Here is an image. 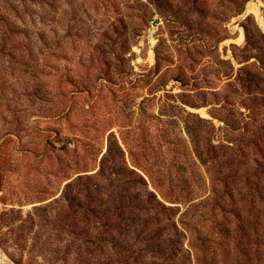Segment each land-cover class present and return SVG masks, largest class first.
I'll return each instance as SVG.
<instances>
[{
	"label": "rangeland",
	"instance_id": "1",
	"mask_svg": "<svg viewBox=\"0 0 264 264\" xmlns=\"http://www.w3.org/2000/svg\"><path fill=\"white\" fill-rule=\"evenodd\" d=\"M263 21L264 0H0V264H258L210 180L264 170ZM147 190L201 203L185 236L130 205Z\"/></svg>",
	"mask_w": 264,
	"mask_h": 264
},
{
	"label": "trees",
	"instance_id": "2",
	"mask_svg": "<svg viewBox=\"0 0 264 264\" xmlns=\"http://www.w3.org/2000/svg\"><path fill=\"white\" fill-rule=\"evenodd\" d=\"M222 119V118H221ZM190 133V132H189ZM199 151V156L205 161L208 159L213 161L212 166H214V159L210 156V152L208 151ZM208 154V158H204L202 155ZM246 162L242 160H238L235 162V158H232L230 161H227L226 168L231 169L225 178H218V176L211 177V191L215 195H220L217 203H222L224 208H227V211H224V214H228L225 218V230L227 232H222L227 234V238H234L233 245V254L236 256V250H239L240 244L239 242L235 243L237 231H243L244 233L250 231V236L253 239L256 245V251L254 255L258 264H264V170L259 172V168L261 165L255 161ZM217 163V162H215ZM225 164V161H224ZM211 166V168H212ZM223 162L219 164L218 167H223ZM143 178V177H142ZM207 178V177H206ZM183 183L187 181V179H180ZM206 179H204V182ZM222 183V184H221ZM183 187V184L181 183ZM184 188V187H183ZM185 189V188H184ZM144 199L141 197L140 202H133L137 198L134 196H129L130 205H135L137 207H141L143 209H152L155 211L157 217L159 215L165 216L168 221L170 220L172 226L179 234L184 235L187 231L192 228V222H190V215L196 212L198 206L201 203H197L193 201V198L183 196V195H175L168 196L167 194L161 193V197L153 190H147L145 193ZM166 201L175 203L168 204ZM191 202V203H189ZM178 203V204H177ZM185 204L186 209L181 213L179 218L176 216L179 213L182 205ZM247 204L250 205L247 207ZM220 206V205H219ZM243 206V207H242ZM221 209V206H220ZM224 209V210H225ZM251 212H254L251 214ZM217 215V213H215ZM235 221V229L232 232H229L230 226H227L228 219ZM223 222H220V229L223 230ZM231 223V222H230ZM247 233V234H248ZM185 236V235H184ZM205 243V242H202ZM223 246H228L227 242H223ZM231 245V244H230ZM232 251V250H228ZM249 251H247L248 253ZM249 256V255H248Z\"/></svg>",
	"mask_w": 264,
	"mask_h": 264
},
{
	"label": "bare ground",
	"instance_id": "3",
	"mask_svg": "<svg viewBox=\"0 0 264 264\" xmlns=\"http://www.w3.org/2000/svg\"><path fill=\"white\" fill-rule=\"evenodd\" d=\"M258 6V5H257ZM260 9V8H259ZM252 12V11H251ZM244 14V13H243ZM263 26H264V21L262 22Z\"/></svg>",
	"mask_w": 264,
	"mask_h": 264
}]
</instances>
